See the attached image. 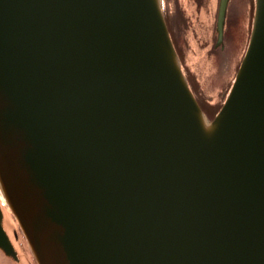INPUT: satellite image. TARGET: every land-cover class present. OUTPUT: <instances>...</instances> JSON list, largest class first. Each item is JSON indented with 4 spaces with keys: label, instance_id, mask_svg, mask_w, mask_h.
<instances>
[{
    "label": "water",
    "instance_id": "obj_1",
    "mask_svg": "<svg viewBox=\"0 0 264 264\" xmlns=\"http://www.w3.org/2000/svg\"><path fill=\"white\" fill-rule=\"evenodd\" d=\"M163 1L0 0L9 261L6 213L35 264H264V0L213 120Z\"/></svg>",
    "mask_w": 264,
    "mask_h": 264
},
{
    "label": "flooded vegetation",
    "instance_id": "obj_2",
    "mask_svg": "<svg viewBox=\"0 0 264 264\" xmlns=\"http://www.w3.org/2000/svg\"><path fill=\"white\" fill-rule=\"evenodd\" d=\"M220 3L221 0H164L163 10L173 43L183 64L186 63V55L190 52L189 47L196 41V53H201L203 60L201 67L202 64L205 68L207 65L213 67L216 61L220 69L228 68L227 77L220 90L222 93L236 76L246 53L253 0H247L246 21L240 20V17H243L241 0L229 1L222 38L218 32ZM192 31L196 33V40ZM234 60L231 70L230 65ZM203 73V68L198 66L196 70H189L188 77L200 106L209 119H213L220 105L210 98L202 100L203 96H212L210 89L202 86Z\"/></svg>",
    "mask_w": 264,
    "mask_h": 264
},
{
    "label": "rangeland",
    "instance_id": "obj_3",
    "mask_svg": "<svg viewBox=\"0 0 264 264\" xmlns=\"http://www.w3.org/2000/svg\"><path fill=\"white\" fill-rule=\"evenodd\" d=\"M241 2H242V13H241V16L243 15V17H240V20L243 19V21H244L246 15H247V11H245L246 10L247 0H241ZM252 10L253 11H252V14H251V29H252V23H253L254 11H255V0H253V8H252ZM251 29H250V33H251ZM192 33L194 35V39L196 40L195 31H192ZM189 48H190V52H188V55H186V60H185L186 63L183 64V62H182L183 67L185 69L186 76H187V78L189 80V77H188L189 70H191V71L192 70H196V67H198V66L201 69L203 68L204 73H203L202 76L204 78L202 79V86L203 87L207 86L210 89L209 91L211 92L212 96H203L202 100L205 101L206 98H210L214 103L215 102L218 103V106L220 105V107L218 108V111L215 113L217 115V113L221 109V107H222V105H223V103H224V101H225V99H226V97H227V95L229 93V90H230V88H231V86L233 84V81H234L235 77L231 80V82H230L229 86L227 87V89H225L222 93H220V90L222 89V87L224 85V82H225V79L227 77L226 74L228 73V68L227 69H220L219 66H218V63L216 61H214V66L213 67L211 65H209V66L207 65V68H205L204 64H202V67H201V63H202L203 60L200 57L201 53H196V41H194ZM234 62H235V60L230 65L231 70L233 68ZM189 82H190V80H189ZM213 119H209V120H213ZM6 227L8 228L11 237L15 241L16 246L18 247V249L20 251V256L22 257V262L20 264H34L33 261H32V257H30L31 253L29 251V247H28V245L26 243V240L21 239L19 237H18V240H16L14 238V231L15 230L17 231L18 225H17V222L14 219V217H12V215L10 216V214H7V213H6ZM0 264H19V263H15V262L9 261L0 252Z\"/></svg>",
    "mask_w": 264,
    "mask_h": 264
},
{
    "label": "bare ground",
    "instance_id": "obj_4",
    "mask_svg": "<svg viewBox=\"0 0 264 264\" xmlns=\"http://www.w3.org/2000/svg\"><path fill=\"white\" fill-rule=\"evenodd\" d=\"M0 199L2 200V202L4 201V200H3V197H2V195H1V194H0Z\"/></svg>",
    "mask_w": 264,
    "mask_h": 264
}]
</instances>
